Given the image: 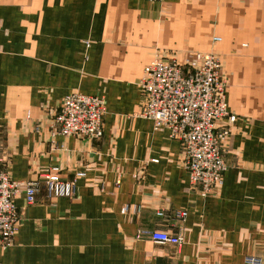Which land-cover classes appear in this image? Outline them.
<instances>
[{
	"label": "crops",
	"instance_id": "1",
	"mask_svg": "<svg viewBox=\"0 0 264 264\" xmlns=\"http://www.w3.org/2000/svg\"><path fill=\"white\" fill-rule=\"evenodd\" d=\"M214 25L229 39L222 70L237 119L223 183L203 197L181 143L140 115L139 81L156 55L206 47ZM73 92L105 97L100 138L53 136ZM0 124L13 179L54 171L75 184L71 198L44 186L33 205L16 197L22 219L0 264H264V0H0Z\"/></svg>",
	"mask_w": 264,
	"mask_h": 264
},
{
	"label": "built area",
	"instance_id": "2",
	"mask_svg": "<svg viewBox=\"0 0 264 264\" xmlns=\"http://www.w3.org/2000/svg\"><path fill=\"white\" fill-rule=\"evenodd\" d=\"M139 85L140 115L152 120L155 128L168 129L169 136L181 143L190 188L203 197L211 195L222 185L228 170L224 143L229 125L237 119L229 107L219 57L213 53H197L185 58L178 53L167 58L156 55L145 66ZM105 113L104 96L73 92L64 98L52 117L50 130L53 136L97 139L103 134ZM1 130L0 124V248L6 249L17 231L15 198L24 193L27 203H34L40 181L11 177L1 154ZM39 177L44 180L50 196H74L73 181L58 179L54 171L44 172ZM141 210V206H134L131 211L138 214ZM128 211V206L122 209L123 213ZM187 215L186 209L174 212V217L180 221ZM138 237L177 246L184 243L183 236L164 230H141ZM246 261L258 263L254 257Z\"/></svg>",
	"mask_w": 264,
	"mask_h": 264
},
{
	"label": "rangeland",
	"instance_id": "3",
	"mask_svg": "<svg viewBox=\"0 0 264 264\" xmlns=\"http://www.w3.org/2000/svg\"><path fill=\"white\" fill-rule=\"evenodd\" d=\"M214 36V37H213ZM219 36H221L222 38H223V40H222V38L221 37H219ZM212 37H213V39H212ZM216 38H219V40H217ZM229 39L226 37V36H224L223 34H221V31L219 32L218 31V28L214 25L213 26V32H212V34H211V36H210V38L208 39L207 38V42L205 43V45H206V47H201V48H198V49H193V50H185V52H183L182 51V53H180V52H177L178 54H180L181 55V58H185V57H190V56H194L195 54H197V53H213V54H217V56L219 57V59H220V65H221V75L226 79V84H227V82H228V78H227V76L225 75V73H224V71L222 70V65L224 66V61H223V56L225 55V54H223V50H222V46L223 45H225L226 43H227V41H228ZM226 51V50H225ZM231 51H233V50H231ZM225 67V66H224ZM224 67H223V69H224ZM229 83V82H228ZM35 180H39L40 181V183H39V187H38V190L42 187V186H44V190L47 192V194L49 195V193H48V191H47V187H46V184H45V182H44V180H42V179H40V177H38L37 179H35ZM28 181H31V180H28ZM74 182V181H73ZM38 192V191H37ZM20 194H22V193H20ZM24 194V193H23ZM17 196H19V195H17ZM16 196V197H17ZM25 196V195H24ZM50 196V195H49ZM56 197V196H55ZM67 198H69V197H67ZM16 199V198H15ZM25 200H26V198H25ZM36 201H37V193H36V199H35V202L34 203H32V204H29V203H27V201H26V203H27V205H33V204H35L36 203ZM16 204V203H15ZM16 210H17V217H18V224H17V230H18V227H19V225H20V223H21V219H22V216H21V213H20V211L18 210V208H17V206H16ZM17 232V231H16ZM16 234V233H15ZM15 236V235H14ZM13 239H14V237H13Z\"/></svg>",
	"mask_w": 264,
	"mask_h": 264
}]
</instances>
